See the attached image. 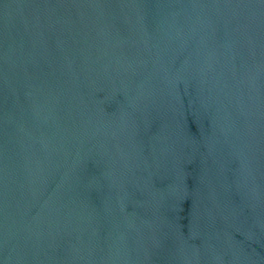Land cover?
Instances as JSON below:
<instances>
[{
	"label": "water",
	"instance_id": "1",
	"mask_svg": "<svg viewBox=\"0 0 264 264\" xmlns=\"http://www.w3.org/2000/svg\"><path fill=\"white\" fill-rule=\"evenodd\" d=\"M0 264H264V0H0Z\"/></svg>",
	"mask_w": 264,
	"mask_h": 264
}]
</instances>
